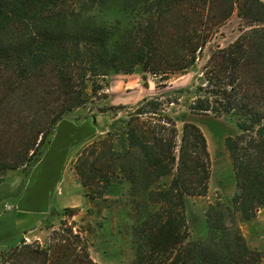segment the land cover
I'll use <instances>...</instances> for the list:
<instances>
[{"label":"trees","instance_id":"obj_1","mask_svg":"<svg viewBox=\"0 0 264 264\" xmlns=\"http://www.w3.org/2000/svg\"><path fill=\"white\" fill-rule=\"evenodd\" d=\"M215 2L217 8L209 15ZM235 9L244 21L242 32L211 54L210 66L202 72L203 85L197 86L188 104L190 113H211L234 124L235 131L224 137L235 185L230 205L210 204L205 211L206 234L188 242L177 238L175 222L158 215L161 225L146 236L133 234V258L128 264H153L160 254L163 264H264V248L249 247L233 219L229 225L222 222L225 214L249 219L264 207V0H0V181L6 171L29 168L39 159L62 117L76 109L94 115L112 108L86 106L89 97L103 89L95 78L132 73L136 66L143 78L146 73L162 77L185 70L198 58L209 29ZM158 110L157 98L144 97L127 111L125 120L122 156L134 149L143 154L141 166H135L143 180L152 174L146 165L154 169L155 179L168 173L162 161L164 147L169 145V157L172 145L153 129L143 130L144 124L132 125L145 114L160 116ZM180 120L177 175L164 189L156 185L147 191L146 184L139 188L140 195L160 209L167 201L184 210L187 197L207 189L205 136L185 116ZM166 122L175 124L169 117ZM74 168L86 187L78 164ZM124 169L121 163L118 171L126 178ZM193 175L200 187L189 183ZM107 179L99 180L104 183L97 195L108 190ZM65 209L74 214L73 208ZM72 226L60 221V231L54 230L51 239L56 243L49 247L52 254L63 252L64 257L56 260L54 254L52 259L44 250L43 264H97ZM15 250L0 248V264H14L16 259L7 254ZM35 252L36 248L27 249L31 258Z\"/></svg>","mask_w":264,"mask_h":264},{"label":"rangeland","instance_id":"obj_2","mask_svg":"<svg viewBox=\"0 0 264 264\" xmlns=\"http://www.w3.org/2000/svg\"><path fill=\"white\" fill-rule=\"evenodd\" d=\"M212 5L209 15H212L217 8L216 2ZM205 17H203L204 22L207 20ZM243 24L244 21L236 16L235 9L228 19L209 29L208 40L191 67L185 70H176L162 77L152 73H146L144 78L141 77L144 80L142 86H151L145 97L154 96L157 98L158 114L160 116L145 114L139 117L138 120H134L132 125H137V128H140L144 124L143 130L153 129L157 136L163 137L166 143L172 145L169 157H166L169 145L164 147L166 150L164 151L162 166L168 173L155 179L154 169L146 165V171L152 174L144 180L137 176L135 166L141 164L140 160L143 159V154L134 149L127 156H122V146L126 143V140L125 143L123 142L125 124L122 127H115L113 131H108L92 138L78 149L70 164L81 187V191L76 196L80 200L79 204L76 206L57 207V213L54 212L53 214V222L50 223L47 234L41 237V242L31 240L12 246L16 250L9 252L7 257L10 256V260L16 259L14 264H43L44 250H46L49 257L54 259L55 253L52 254L53 250L49 245L52 244L53 246L56 243L55 240L51 239L55 235L54 230L60 231L61 220H64L67 225H73L72 229L74 231L80 232L86 242L89 256L97 264H128L133 258L135 239L133 234H145L146 236L156 228V225H161L158 223V215L161 220H172L178 225L175 228V234H177V238H181L184 242L204 237L206 234V209L210 204L228 203L230 205V198L235 190L230 159L224 146V139L223 142L221 141L222 134L226 136L233 131L232 126L234 124L232 125L233 122L228 118L215 116L211 113L190 114L188 104L193 100L197 86L202 84V72L206 71L210 66L207 62L211 54L224 48L240 35ZM134 70L141 71L140 66H136ZM109 78L110 76L95 78V83L102 85L103 89L89 97L88 101L90 102L86 106H90V104L104 106L111 90L109 88ZM87 90L90 91L89 87H87ZM114 95L117 97L116 101L119 106H122L120 103L123 100L128 102L126 106L128 108H124L125 106L117 108V105L112 108L114 111L115 109L133 110L135 105L138 104V102L134 103L137 97L136 93H123L119 96L113 89L111 97ZM51 99L53 100L54 97H51ZM15 111L13 112V117L19 120L18 113ZM72 114L73 112L70 113V115ZM184 116L197 119L205 132L204 136L212 139L216 145L214 149L219 147V144L223 147L219 148L220 150H216L215 157H211L208 153L206 165L209 178L206 181L207 189L204 194L187 197L184 210L178 204L170 206L167 201H165L166 205L160 209L156 202L146 199V195H140L139 188L146 184L148 185L147 191L156 185H161L160 189H164L172 178L177 175L179 138L183 126V122L180 119ZM128 117L127 115V119ZM167 117L174 120L175 124L172 125L166 122ZM145 134L150 136L149 132ZM108 145H111L115 151H120L121 154L117 155L110 151ZM121 163L124 164L125 175H128L126 178H123L120 171H118V166ZM76 164H78L84 174L82 180L87 183L86 187L82 185L81 179L76 173L74 168ZM104 176H108L106 182L108 190L103 191L102 195H97L99 190L103 189L101 184L104 181L100 183L99 180H103ZM0 177H2L1 173ZM196 179L197 175H193L188 181H190L191 186L200 187L201 185L197 184ZM4 182V184L0 185V201L5 199L3 197L4 191L11 183L8 177L4 178ZM72 184H75V182ZM112 184L116 185L118 189L114 190L111 186ZM111 189L112 192H110ZM86 191L90 193V196L86 195ZM65 208H73L74 214L70 216ZM0 213H10V211L2 207L1 202ZM232 219L249 247L258 250L264 248V207L256 209L254 215L249 219L241 218L238 213H234L233 218L230 219L229 215L225 214V219L222 222L229 225ZM35 248L37 249V252L33 253L35 257H29L32 255L27 253V249ZM63 254V252L55 254L58 256L56 260L62 259L64 257ZM163 262L160 254L159 256L157 255L153 264H163Z\"/></svg>","mask_w":264,"mask_h":264},{"label":"crops","instance_id":"obj_3","mask_svg":"<svg viewBox=\"0 0 264 264\" xmlns=\"http://www.w3.org/2000/svg\"><path fill=\"white\" fill-rule=\"evenodd\" d=\"M141 77L142 72L139 70L110 76L111 90L104 106L114 108L118 105L116 95L111 97L113 89L119 96L123 93H136L134 103L141 101L151 89V86H142L144 80ZM127 103V100H123L120 104L128 108ZM112 108L94 115H88L86 109H81L73 111L72 115L62 117L55 123L49 142L32 166L6 171L4 178L8 177L11 183L4 191L5 199L0 202L3 208L5 202L12 207L7 210L10 211L9 214L0 213V248L16 246L31 240L41 242V237L47 234L49 225L53 222L54 212L57 213L56 208L79 204L80 200L76 196L81 187L70 165L71 161L78 149L92 138L113 131L115 127L124 126L127 110L114 111ZM186 119L203 131L197 119L191 117ZM232 127L233 131L229 134L235 131L234 125ZM205 137L207 151L211 157H215L216 150L223 146L219 144V147L214 149L216 145L212 139ZM224 137L225 134H222V142ZM123 142L125 143V137ZM4 178L0 185L5 183ZM73 182L75 184H72Z\"/></svg>","mask_w":264,"mask_h":264},{"label":"built area","instance_id":"obj_4","mask_svg":"<svg viewBox=\"0 0 264 264\" xmlns=\"http://www.w3.org/2000/svg\"><path fill=\"white\" fill-rule=\"evenodd\" d=\"M3 206H4V208H5L6 210L11 209V207H12L10 204H7V203H4ZM24 243H26V242H24Z\"/></svg>","mask_w":264,"mask_h":264}]
</instances>
